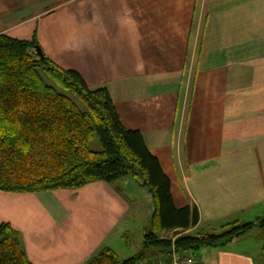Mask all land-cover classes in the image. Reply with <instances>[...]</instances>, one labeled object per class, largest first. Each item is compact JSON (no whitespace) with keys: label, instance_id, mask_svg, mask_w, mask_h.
Listing matches in <instances>:
<instances>
[{"label":"crops","instance_id":"crops-1","mask_svg":"<svg viewBox=\"0 0 264 264\" xmlns=\"http://www.w3.org/2000/svg\"><path fill=\"white\" fill-rule=\"evenodd\" d=\"M0 33L36 36L58 65L108 88L170 178L175 205L198 207L186 232L264 215V0H0ZM124 191L101 179L0 189V223L21 233L35 264H84L103 245L131 244ZM254 228L195 250L192 264H264ZM167 258L151 249L136 264Z\"/></svg>","mask_w":264,"mask_h":264},{"label":"trees","instance_id":"trees-1","mask_svg":"<svg viewBox=\"0 0 264 264\" xmlns=\"http://www.w3.org/2000/svg\"><path fill=\"white\" fill-rule=\"evenodd\" d=\"M37 45L36 36L0 33V189L76 188L132 175L142 177L153 197L154 213L139 253L121 258L103 245L84 264H136L151 249L168 258L174 249L192 254L224 245L254 227L264 231L262 215L228 222L221 231L186 232L199 221L198 207L175 205L170 178L143 134L123 123L108 88L90 87L77 70L58 65L45 53L42 57ZM95 136L101 149L90 147ZM171 230H177L175 238L166 234ZM0 264H35L9 222L0 223Z\"/></svg>","mask_w":264,"mask_h":264},{"label":"rangeland","instance_id":"rangeland-1","mask_svg":"<svg viewBox=\"0 0 264 264\" xmlns=\"http://www.w3.org/2000/svg\"><path fill=\"white\" fill-rule=\"evenodd\" d=\"M90 147L93 150L101 149L102 145L98 138L95 136L91 142ZM117 187H123L129 194V201L132 204L129 218L131 219V229L128 232V237L131 244L128 245L125 241L119 244V241L115 242V250L121 258H128L139 253L142 248V233L145 227L151 222L152 215L154 213L153 197L148 187L143 185L142 177H134L127 175L126 177L115 182ZM250 221V220H248ZM258 228H253L246 233L255 232ZM245 234V233H244Z\"/></svg>","mask_w":264,"mask_h":264},{"label":"built area","instance_id":"built-area-1","mask_svg":"<svg viewBox=\"0 0 264 264\" xmlns=\"http://www.w3.org/2000/svg\"><path fill=\"white\" fill-rule=\"evenodd\" d=\"M195 261L191 253L185 251L173 250V254L165 261H158L154 264H192Z\"/></svg>","mask_w":264,"mask_h":264},{"label":"water","instance_id":"water-1","mask_svg":"<svg viewBox=\"0 0 264 264\" xmlns=\"http://www.w3.org/2000/svg\"><path fill=\"white\" fill-rule=\"evenodd\" d=\"M37 51H38V53H39V54H40L42 57H44V56H45V55H44V52H43V49H42V47H41V45H40V44H39V45H37ZM119 189L125 193V191H124L123 187H119Z\"/></svg>","mask_w":264,"mask_h":264}]
</instances>
